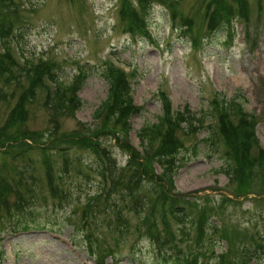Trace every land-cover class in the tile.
<instances>
[{"label": "rangeland", "instance_id": "rangeland-1", "mask_svg": "<svg viewBox=\"0 0 264 264\" xmlns=\"http://www.w3.org/2000/svg\"><path fill=\"white\" fill-rule=\"evenodd\" d=\"M221 1L230 20L216 29L208 26L209 3ZM126 3L144 19L145 34L129 30L128 22H139L123 17ZM0 13L13 27L16 40L6 36L4 42L17 62L50 61L64 85L78 69L85 73L79 104L69 114L55 112L39 89L16 106L27 80L16 69L12 77L0 75V141L17 137L0 143V264H172L170 254L183 264L191 254V264H238L228 247L264 233V160L249 161L239 183L223 169L222 136L206 137L217 122L210 101L221 95L223 104L235 95L264 151V0H1ZM108 63L129 75L133 104L140 107L126 133L104 132L101 118L92 117L106 96L101 73ZM160 91L171 109L186 104L200 124L194 133L176 129L182 147L170 184L155 162L144 172L146 155L133 159L142 162L141 174L130 182L126 209L121 193L137 171L127 167V149L140 148L138 130L162 113ZM15 107L19 119H11ZM94 133V146L77 143ZM106 162L118 169V183L99 174ZM158 183L167 199L158 198ZM152 207L149 234L140 219ZM255 262L264 264V245L249 264Z\"/></svg>", "mask_w": 264, "mask_h": 264}, {"label": "trees", "instance_id": "trees-1", "mask_svg": "<svg viewBox=\"0 0 264 264\" xmlns=\"http://www.w3.org/2000/svg\"><path fill=\"white\" fill-rule=\"evenodd\" d=\"M1 1V0H0ZM243 1V0H242ZM137 3H141V0H137ZM214 8L212 9V13L209 15V22L208 26L217 25L216 28L222 27L224 24L229 23L228 18V11H227V4H223L222 1L220 2V6L214 3H209ZM141 6V4H140ZM121 11L123 12V17L130 16L132 19L139 22L138 24H134L131 27L130 23L128 22L129 30L137 31L138 33L145 34L146 33V25L145 21L142 17H138L135 13L136 10L133 7L129 6V3H126L125 6L122 7ZM8 17L4 13H0V37L3 43V52L0 53V75L3 73H7L8 76L12 77V71L19 70L24 78L27 80L28 84L25 87L24 94L19 98L18 107H22L24 102L29 101L34 97L35 90L39 89L44 91L45 100L46 102L51 105L50 107L53 108L55 112L58 114H69L72 110L79 104V99L76 96L77 89L81 86L84 78L85 73L82 70H79L75 75L74 79H72L66 85L61 84L56 78L54 73H52V69L50 66H53V63H49L47 61H38L37 63L32 62L31 60L25 59L21 64H18L10 55L8 46L3 39L6 38L8 35L9 27L5 26L8 22ZM218 22H221L219 24ZM101 75L103 76L104 81L107 84V92L104 100L100 102V104L93 110L92 117L95 119L101 118V127L100 130L103 129L104 132H108L110 129H118L119 131L126 133L129 128V116L133 113L139 111L138 106L134 105L132 102V93L131 87L128 83L126 74L118 67L108 63L104 67ZM7 76V78H8ZM6 78V79H7ZM44 79H48L49 81L54 82L55 89L53 92H50L48 89L47 84L45 83ZM159 100L162 103V113L157 117L154 123L149 125H142L137 132V136L139 138V143L141 145V149L138 150L136 148L127 149L130 154L127 160V167L132 168L135 165L137 169L132 171L128 175V179L126 181L125 186L123 187L126 191L121 193V203H123V207H129L130 202L132 201L131 195L132 192L130 191L131 188V180L132 178L139 179L141 174L140 165L142 162L134 163L133 159L138 157L145 156L144 159V172L147 174L151 172V163L155 162L158 166L161 167V174L168 175L167 181L171 183L170 173L173 167L177 168V153L180 151L179 149L182 147L181 141L175 135L176 129L179 128L181 123L184 124L185 131L195 132L197 127L196 124H200V120L198 117H195L194 113L188 110V106L185 104L181 110L174 111L171 109L170 106V99L165 94L164 91H160ZM236 96L233 95L230 98H225L223 104L218 103V99H224L221 95H216L214 100L210 101V110L215 113L216 117V130L209 133L206 137V140L211 142L212 136L216 134V132L222 136L225 143V157H224V171L226 174L228 172H233L235 175L236 181L242 183L246 176V169L250 167L248 165L249 161L256 162L257 164L264 160V151L258 145V140L255 136L253 125L248 127L249 125V116L243 110L241 104L238 100H236ZM15 107V112L11 119H19L20 118V109ZM249 117V118H248ZM110 123L111 127H107V124ZM215 132V133H214ZM96 133L89 135V137L83 135L78 137L77 143L81 145H91L94 146L97 144L94 142V137ZM23 140V135L21 136ZM10 138L8 134L6 138L2 139L0 143H4ZM17 137L13 138V141H16ZM69 141H72L71 144H74L73 138H69ZM67 139V140H68ZM57 140V139H56ZM25 146L24 142H22ZM2 145V144H0ZM8 146H12L9 144ZM153 147V148H152ZM256 150L254 151V148ZM152 148L150 152L147 150ZM110 166L105 163V166L101 172V176L106 174L109 179L107 183H118L121 179L118 175L115 176V172L118 170H110ZM126 168V166H125ZM172 174V173H171ZM171 186V185H169ZM242 186V185H241ZM158 187L160 190L158 191V198L160 199H167V195L165 191L162 189L161 183H158ZM129 190V191H128ZM98 195V194H97ZM94 197V196H93ZM111 205L114 204L112 201L110 202ZM166 208H169L166 206ZM128 209V208H126ZM131 210V208H129ZM172 211L175 213H179L181 217H185V212L180 207H172ZM203 212V208H200L198 211V215ZM82 214L85 215L84 212ZM119 216V213H117ZM154 207L150 208V211L144 214L140 221L143 225V229H146L147 232L150 234L149 226H155V216H153ZM159 218H163L162 214L157 213ZM197 215V216H198ZM137 228V226H136ZM216 228L213 226L211 231H215ZM85 242L88 243L89 236L88 234H84ZM222 238V237H220ZM233 241H235V238ZM155 240V238H153ZM223 239H225L223 237ZM157 241V240H156ZM263 245H264V233L258 236V239H255L253 242L250 243H241L240 248L237 244L230 245L228 247L229 253L232 254L239 259L238 264H249L250 259L260 252H263ZM157 249L159 250V246L157 245ZM235 252V253H234ZM243 253L247 254V259L242 258ZM201 254V253H200ZM225 253H220L219 256L224 260ZM195 255H190L188 259L190 264L192 263L193 259H195ZM169 260H171L172 264H183L176 258V255L170 254L168 256ZM185 260V258H184ZM228 263V262H226ZM235 264V263H232ZM258 264V263H253Z\"/></svg>", "mask_w": 264, "mask_h": 264}]
</instances>
